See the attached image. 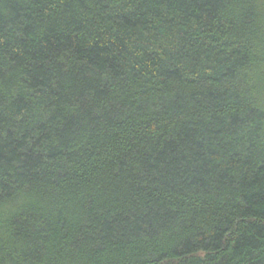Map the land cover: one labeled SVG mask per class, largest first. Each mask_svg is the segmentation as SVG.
<instances>
[{
    "label": "trees",
    "instance_id": "obj_1",
    "mask_svg": "<svg viewBox=\"0 0 264 264\" xmlns=\"http://www.w3.org/2000/svg\"><path fill=\"white\" fill-rule=\"evenodd\" d=\"M0 264H264V0H0Z\"/></svg>",
    "mask_w": 264,
    "mask_h": 264
}]
</instances>
